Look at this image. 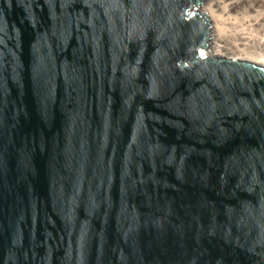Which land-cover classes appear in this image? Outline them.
Segmentation results:
<instances>
[{"label": "water", "instance_id": "1", "mask_svg": "<svg viewBox=\"0 0 264 264\" xmlns=\"http://www.w3.org/2000/svg\"><path fill=\"white\" fill-rule=\"evenodd\" d=\"M200 4L0 0V264H264V66Z\"/></svg>", "mask_w": 264, "mask_h": 264}, {"label": "bare ground", "instance_id": "2", "mask_svg": "<svg viewBox=\"0 0 264 264\" xmlns=\"http://www.w3.org/2000/svg\"><path fill=\"white\" fill-rule=\"evenodd\" d=\"M192 10L206 14L209 47L202 57L231 58L264 66V0H200Z\"/></svg>", "mask_w": 264, "mask_h": 264}, {"label": "rangeland", "instance_id": "3", "mask_svg": "<svg viewBox=\"0 0 264 264\" xmlns=\"http://www.w3.org/2000/svg\"><path fill=\"white\" fill-rule=\"evenodd\" d=\"M224 58V57H223Z\"/></svg>", "mask_w": 264, "mask_h": 264}]
</instances>
